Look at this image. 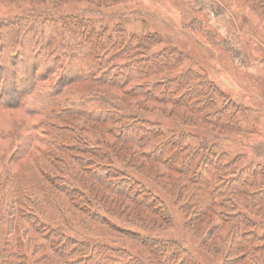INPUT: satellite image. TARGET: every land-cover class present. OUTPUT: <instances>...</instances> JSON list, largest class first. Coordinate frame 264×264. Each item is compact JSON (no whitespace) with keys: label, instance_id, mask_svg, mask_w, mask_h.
Returning a JSON list of instances; mask_svg holds the SVG:
<instances>
[{"label":"trees","instance_id":"1","mask_svg":"<svg viewBox=\"0 0 264 264\" xmlns=\"http://www.w3.org/2000/svg\"><path fill=\"white\" fill-rule=\"evenodd\" d=\"M75 20L74 17L66 19L67 24L61 28L60 23L63 22L60 18L42 10L0 19V108L21 106L28 97L32 103H45V109H50L42 132L48 138L46 145L63 153L57 155L54 150H47L48 166H57V162L61 164L67 160L54 173L40 164L43 177L52 185L49 192L41 184L35 192L6 189L4 199L10 202V227L9 237L0 253L1 263L28 264L30 254L34 258L33 264H144L139 256L122 246L114 247L105 241L93 240L94 237L106 236L102 231V226H105L135 241L143 249L147 264H197L179 241L140 233L141 230H149L147 226L151 223L168 224L171 215L167 206L140 181L114 166L112 159L117 157L109 152L112 150L105 143L107 150L99 143L92 144L83 139L73 119L78 116L100 124L103 127L100 134L109 135L123 145L130 144L133 148L131 159L139 160V168H150L155 177L166 179V184H178V198L190 189L183 206L187 215L185 226L201 239L202 245H209L210 252H220L216 246L217 233L223 223L232 224L228 237L230 243L222 250L224 264H263L264 245H253L259 239L260 227L239 206L242 197H246L247 202L249 199L250 205L264 204V185L256 187L253 181L261 171L252 166L240 170L233 167L235 160L228 162L224 154L215 153L206 144L202 146L200 143L193 149L169 137L145 151L146 144L163 133L158 124L150 123L138 113L126 114V107L96 90L79 94L68 89L76 82L123 89L134 80L149 79L159 69L170 68V59L175 57V52L169 51V58L153 55L112 65L115 57L106 58L110 46L123 49L133 38L124 36L120 30L116 31L118 40L115 42L109 39L107 43L92 42L90 27L80 21L79 26L75 25L82 31L77 38L70 23ZM126 49L124 47L123 50ZM95 55L97 66L91 67L89 58ZM193 79L189 73H184L152 83L148 80L124 93L128 96L143 94L148 99L169 102L176 109L183 107L186 110L183 119L188 121V115H194L199 125L217 129L234 125L237 110L224 104L217 106V88L209 84L206 88L207 85H203L207 82H203L204 90L193 84ZM173 83L186 90L177 94L170 89ZM57 98L59 100L55 102ZM49 120L54 123H48ZM95 132L99 133L97 129ZM33 139L34 136L30 135L25 141L29 143ZM70 163H75L95 185H91L89 190L83 187L76 178L77 170L67 168ZM225 175L229 177L224 178ZM99 189L112 202L121 201L127 208L140 207L146 212L142 218L147 226L124 222L106 209L92 195ZM45 191L48 200L41 196ZM244 207L247 208L246 205ZM75 210L82 213L81 217ZM201 231L204 238L202 234L198 236ZM241 250L242 255L239 254ZM252 258L255 261L248 263Z\"/></svg>","mask_w":264,"mask_h":264},{"label":"rangeland","instance_id":"2","mask_svg":"<svg viewBox=\"0 0 264 264\" xmlns=\"http://www.w3.org/2000/svg\"><path fill=\"white\" fill-rule=\"evenodd\" d=\"M34 10H42L60 18L63 22L60 23L61 28L63 24H67L66 19L71 20L74 17L76 20L70 23L74 26L77 38L82 33L75 26L76 23L79 26V21L90 27L92 42L98 40L107 43V39L115 42L118 40L116 31L120 30L124 36L133 38L124 46L127 47L126 50H123L124 47L117 49L116 45L110 46L106 58L115 57L111 61L112 65L130 63L135 59H147L153 55L169 58L171 57L169 51H174L175 54L172 55L175 57L170 59V68L167 66L162 71L159 69L149 79L134 80L123 89L89 82H76L68 89L75 90L79 94L96 90L101 95L118 102L122 107H126L124 111L126 114L138 113L150 123L158 124L163 133L149 141L144 148L145 151L153 148L166 137L180 140L193 149L206 144L215 153L224 154L228 162L235 160L233 167L241 170L252 166L258 172L261 171L253 179L254 186L264 185V0H57L55 2L0 0V19ZM100 34L101 37L98 36ZM104 54L103 52L101 55ZM95 60L96 55L90 56L91 67L97 66ZM184 73L193 76L192 83L199 88L206 90L208 84L217 88L216 105L224 104L230 109L237 110L234 125L218 129L205 124L199 125L194 115H188V121L183 119V114L186 113L183 107L176 109L169 102L148 99L143 94L128 96L124 93L135 88L136 85L147 83L148 80L152 83L162 78H175ZM203 82H207L203 85H207L206 88L201 86ZM170 89H174L177 94L186 90L183 87L178 88L175 83L171 84ZM57 100L59 98L55 102ZM32 102L28 97L21 106L0 108V253L5 240L9 237L7 232L10 227V202H5L4 199L6 189L11 187L19 192H35L37 186L41 184L49 192V187L52 185L43 177L40 164L54 173L67 161H62L61 164L57 162V166H48L45 158L47 150H54L57 155L63 153L46 145L48 138L42 133L45 128V117L50 109H45V103ZM73 119L85 141L88 139L92 144L99 143L102 146L105 143L112 150L109 152L117 157L112 159L114 166L132 175L163 200L170 212L171 221L168 224L158 222L154 225L150 222L153 221L151 218L148 221L151 224L147 226V222L144 223L142 218L146 212L140 207L127 208L121 201L112 202L111 199L103 196V191L100 189L95 194L91 193L96 201H100L106 209L113 211L124 222L147 226L149 230L140 231L146 236L179 241L181 246L191 253L197 264H224L222 250L230 243L228 237L232 224L223 223L217 237L215 236L216 246L220 252L217 251L215 254L210 252L209 245H202L201 239L185 226L187 215L183 206L190 189H187L183 197L178 198V184L173 183V185L170 182L166 184V179L155 177L154 171L150 168L149 170L139 168V160L135 162L131 159L133 148L130 144L123 145L109 135L100 134L103 131L100 124H94L78 116ZM48 123L52 124L54 121L49 120ZM92 126H95L99 133L95 132ZM30 135L34 136V139L27 143L28 140L27 142L25 140ZM103 148L107 150L105 146ZM70 167L77 170L76 178L87 190L92 187L91 185H95L75 163H70L67 168ZM226 177L229 175L224 176ZM47 192L41 195L46 200L49 198ZM41 196L40 201H42ZM242 198L240 209L246 210L248 214L246 216L257 222L260 227L259 239L254 241L253 245H264V239L261 240L264 228V204L250 205L249 199L247 202L246 197ZM243 205L247 208H243ZM75 211L77 216L81 217L82 213ZM75 220L78 218L75 217ZM102 231L106 236L92 239L105 241L114 247L122 246L147 264L143 249L135 241L120 236L105 226H102ZM201 234L203 235V231L198 236ZM204 237L205 234L202 238ZM42 253L43 251L39 252L38 256ZM239 254H243L242 250ZM253 259L248 260V263L255 261ZM33 261L34 258L28 254V264H33ZM0 264H2L1 260Z\"/></svg>","mask_w":264,"mask_h":264}]
</instances>
